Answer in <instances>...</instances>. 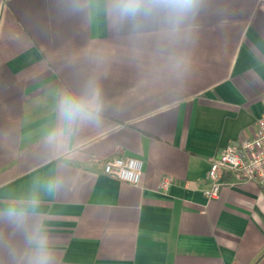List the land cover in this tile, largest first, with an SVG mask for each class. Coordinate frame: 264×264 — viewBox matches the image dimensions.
Masks as SVG:
<instances>
[{"label": "crops", "instance_id": "0c3cea01", "mask_svg": "<svg viewBox=\"0 0 264 264\" xmlns=\"http://www.w3.org/2000/svg\"><path fill=\"white\" fill-rule=\"evenodd\" d=\"M89 78L100 124L49 148L60 96ZM263 110L264 0H202L178 34L0 0V209L36 189L56 264H264V185L226 173L218 198L203 192L210 158L251 138ZM117 156L143 160L140 185L105 173ZM58 174L51 194L36 188ZM26 251L0 220V264Z\"/></svg>", "mask_w": 264, "mask_h": 264}, {"label": "clouds", "instance_id": "9594fccd", "mask_svg": "<svg viewBox=\"0 0 264 264\" xmlns=\"http://www.w3.org/2000/svg\"><path fill=\"white\" fill-rule=\"evenodd\" d=\"M67 3L76 12L103 11L116 25H128L133 30L157 24L178 34L198 13L202 0H67ZM57 111L58 125L49 133L46 144L59 151L80 127L100 124L104 99L97 80L89 78L78 90H66L59 98ZM63 182V176L58 174L37 181L36 188L51 194ZM39 204L34 189L0 209V220L24 232L27 243L24 264H56L48 229L42 223L43 217L35 211Z\"/></svg>", "mask_w": 264, "mask_h": 264}, {"label": "built area", "instance_id": "2783aa9c", "mask_svg": "<svg viewBox=\"0 0 264 264\" xmlns=\"http://www.w3.org/2000/svg\"><path fill=\"white\" fill-rule=\"evenodd\" d=\"M209 186L204 194L209 199L220 196L224 184L223 175L235 174L241 181H258L264 185V110L257 120L254 135L229 143L220 153L210 158ZM107 174L134 185H140L143 176V160L134 156H117L104 165ZM174 180L165 176L162 187L168 189Z\"/></svg>", "mask_w": 264, "mask_h": 264}]
</instances>
